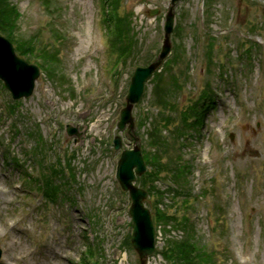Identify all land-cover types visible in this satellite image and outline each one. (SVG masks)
Returning a JSON list of instances; mask_svg holds the SVG:
<instances>
[{
    "label": "rangeland",
    "instance_id": "1",
    "mask_svg": "<svg viewBox=\"0 0 264 264\" xmlns=\"http://www.w3.org/2000/svg\"><path fill=\"white\" fill-rule=\"evenodd\" d=\"M169 1L122 0L119 13L128 11L132 18L136 48L117 55L108 41L104 0L9 1L22 14L10 39L22 57L40 66V75L32 94L20 99L21 114L0 80V264H139L129 241L131 201L115 178L120 152L133 146V137H138L144 158L156 154L163 165L153 174L146 163L136 184L148 189L151 175L152 184L163 193L165 205L160 206L187 217L189 229L195 228L198 252H204L197 264H264V26L249 25L264 21V0L176 1L171 52L133 106V129L116 127L135 67L149 63L160 50ZM153 8L159 12L150 15ZM178 22L184 25L179 30ZM223 28L225 34L220 33ZM35 34L40 39L35 52H25L18 41ZM211 34L216 40L209 39ZM40 47L55 54L50 66L44 67ZM210 47L212 54L207 52ZM251 49L253 61L247 62L243 57ZM214 54L206 68L204 60ZM185 64L189 81L180 87L174 83V97L163 109L168 100L164 81L184 71ZM52 69L61 71L64 82L51 80L46 72ZM205 83L215 92V107L195 137L175 136L180 115ZM8 103L18 111L11 121L19 124L30 118L33 127L39 125L53 143L49 162L58 158L66 169L64 179L55 182L60 188L56 202L46 201L37 189L46 168L27 160L29 142L23 127L10 141L8 112H14ZM162 111L169 113L170 121L161 132ZM67 123L77 127L78 137L66 134ZM115 134L122 137L118 150L112 146ZM161 134L167 140L163 151L157 143ZM184 138L189 140L185 148ZM7 147L22 166L4 157ZM72 151L75 157L68 164ZM45 153L38 154L39 160ZM174 161L187 163L185 192L171 177ZM171 189L181 193L172 195ZM156 196L150 192L145 199L152 214ZM166 236L182 239L185 233L178 228L162 232L147 264H171L156 252Z\"/></svg>",
    "mask_w": 264,
    "mask_h": 264
},
{
    "label": "trees",
    "instance_id": "2",
    "mask_svg": "<svg viewBox=\"0 0 264 264\" xmlns=\"http://www.w3.org/2000/svg\"><path fill=\"white\" fill-rule=\"evenodd\" d=\"M9 1L10 0H0V33L5 34L7 37L13 38V31H15L18 27L17 20L19 19L21 14L17 10L16 6ZM104 1H105L104 6L106 9L105 21L107 22L106 30L108 31L107 35L110 36V39L108 41L111 47V51L116 55L118 53L122 54L125 50L126 52L132 51L133 48L134 49L136 48L135 46L136 39L134 36L135 30L132 26L133 25L132 18L130 20L129 14L127 13L128 11L123 14L119 13V9L121 7V0H104ZM108 7L110 8V10L107 9ZM36 41H37V37L33 35L28 38H22L20 41H18V44L20 43L23 48L25 47L24 48L25 52L29 51L32 53L35 52ZM39 50H40L39 55L43 60V62L45 63L44 67L50 66L49 61L55 58V54L41 47ZM21 54L24 53L21 52ZM178 54L180 55V53ZM46 73H50V75H52L51 77H53L52 74L53 69ZM175 82L180 87V79L175 72L171 74L170 78L167 80V83H165L164 81V84L168 85V87L165 88L168 100L163 103V109L167 105H170L169 99L173 96L172 93L174 91V88L177 86L174 84ZM212 104H213V94H208L206 91H204L198 97L196 103L190 104L188 110L182 113V117H181L182 124L180 127L176 128V131H174L175 136L181 135L182 134L181 132L185 131L188 127H192V126L197 127L199 124H201L204 113L207 110H209ZM9 108H13L12 111L14 113L10 111L11 115L17 114L18 111L16 107H14L12 104H9ZM168 114L169 113L162 111L160 119L158 120V122L161 124V130H160L161 132L163 127L166 128L169 126L170 117ZM191 115L195 116V120L192 122H188V118ZM14 127L16 128V125H14ZM26 127L28 130L27 133L30 134L32 138H37V144H36L37 150H35V153L37 152L43 153V149L45 148L46 141L43 139L39 127L36 126L32 128L29 124ZM157 143L163 151L164 147L167 145L166 137L161 134V138ZM155 149H157V147H155ZM145 160L146 163L152 166L153 174H157L158 170L163 166L162 160L159 159L156 154H153L150 158H145ZM174 163H175L174 165L175 171L171 174V177L178 184L177 188L185 192L188 188L187 180L184 177L187 163H181L177 161H174ZM151 177L152 176L150 175L148 179L150 183L148 189L150 192H154V193L156 192L157 194L156 198L154 199V203L156 207L154 213L155 219L158 220V222H163L165 225L171 224V226L175 228H180L185 233V237L182 240H176L171 238L167 239L166 247L162 251L163 256L166 258V260L170 261L171 264H197L196 260H201V258L204 255V252L201 253L198 252V245L193 240L194 229L193 228L189 229L188 219L186 216L178 218L176 215L170 214L167 212V210L159 207V204L163 203V198H162L163 193L152 184L153 181ZM164 177L170 179V177L167 175H164ZM179 190H176V192L174 191V194H178L179 192H181ZM45 194L46 196H55L57 194V187L47 184V186H45ZM206 257L207 254L205 253V258Z\"/></svg>",
    "mask_w": 264,
    "mask_h": 264
},
{
    "label": "water",
    "instance_id": "3",
    "mask_svg": "<svg viewBox=\"0 0 264 264\" xmlns=\"http://www.w3.org/2000/svg\"><path fill=\"white\" fill-rule=\"evenodd\" d=\"M176 0H171V7L165 17L164 38L161 51L155 61L147 66L136 67L126 95V105L121 109L120 120L117 123L119 129L134 127L132 116L133 104L138 102L143 89L145 80L160 66L162 60L170 51V32L174 24V12L172 6ZM150 14L158 13V9L149 11ZM39 68L33 63L18 57L14 51L12 43L0 35V79L3 80L5 87L10 91L14 99L29 96L34 88L35 79L39 76ZM69 135L76 133V128L71 125L66 126ZM114 148L121 146V137L116 135L113 139ZM135 168V169H134ZM145 171V164L141 150L138 145L132 149H125L117 163L116 178L122 189L128 190L132 200L129 213L132 217L134 227L131 236L133 247L139 254L140 264H146L148 256L155 249L154 226L150 217V211L144 207L143 199L147 192L133 184L135 173L142 174ZM1 254V250H0Z\"/></svg>",
    "mask_w": 264,
    "mask_h": 264
},
{
    "label": "bare ground",
    "instance_id": "4",
    "mask_svg": "<svg viewBox=\"0 0 264 264\" xmlns=\"http://www.w3.org/2000/svg\"><path fill=\"white\" fill-rule=\"evenodd\" d=\"M250 149L254 151V149H252V148H250ZM120 264H122V260L120 261Z\"/></svg>",
    "mask_w": 264,
    "mask_h": 264
}]
</instances>
